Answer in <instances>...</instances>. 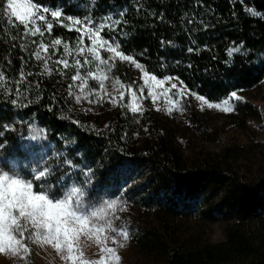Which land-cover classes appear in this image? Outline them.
Masks as SVG:
<instances>
[{"label": "trees", "instance_id": "obj_1", "mask_svg": "<svg viewBox=\"0 0 264 264\" xmlns=\"http://www.w3.org/2000/svg\"><path fill=\"white\" fill-rule=\"evenodd\" d=\"M36 2L68 4L71 5L65 9L68 14L75 17L89 14L98 21L106 15L119 19V13L127 9L123 17L127 23L121 25L125 54L134 56L145 70L159 78L179 77L188 89L210 102L221 101L234 91L248 90L264 80V19L248 14L238 4L234 7L230 0ZM6 3L7 0H0V18ZM248 3L264 14V0ZM19 32H23V26ZM14 34L15 28L0 32V68H5L9 77L21 69L19 57L29 60L35 51V45L30 44L27 52H22L19 44L23 41H12ZM77 35L75 31L54 26L52 36L46 33L43 39L45 43L52 38L74 42ZM29 40L39 43L41 38L37 35ZM241 42L242 52L247 55L235 53L229 57L228 49ZM189 48L193 51L189 52ZM9 54L11 67L4 63ZM63 55V45L58 46L53 61ZM49 64L53 74L29 77L30 81L39 82V88L26 92L27 98H18L17 105L10 102L16 98L14 93L0 95V126L10 125L14 129L0 137V143L8 141L0 149V156L8 162H19L21 167L27 163L26 156L45 155L52 167L65 157L73 159L81 168L91 169L92 175L87 183L77 170L69 180V187L83 186L85 198L95 203L121 196L128 183L143 179L151 192L140 197L146 204L140 212L148 221L132 229L130 237L133 247L147 262L161 258L166 264H264V236H258L243 221L258 216L255 198L264 180L252 188L234 173L228 161L232 158L229 148L221 153L201 150L185 155L178 141L179 130L157 113L133 114L120 106L86 107L79 111L74 100L66 103L64 99L74 69L65 78L55 71L57 66L52 61ZM24 70L39 73L42 61L33 57ZM53 95L57 98L55 103ZM74 120L79 124L73 123ZM194 122L201 125L198 119ZM133 169L139 172L130 176L128 172ZM62 170L71 171L66 165ZM215 191H220L226 203L239 199L242 202L237 217L227 226L225 239L191 240L180 245L176 238L181 233L175 222L195 212L212 217L208 199Z\"/></svg>", "mask_w": 264, "mask_h": 264}, {"label": "snow or ice", "instance_id": "obj_2", "mask_svg": "<svg viewBox=\"0 0 264 264\" xmlns=\"http://www.w3.org/2000/svg\"><path fill=\"white\" fill-rule=\"evenodd\" d=\"M97 2L98 0H92V3ZM68 6L71 5L57 3L53 6L50 2L41 4L36 0H7L0 18V32L17 29V34L12 35L11 40L23 41L19 44L22 52H27L30 44L35 45V51L31 52L29 60H25L24 56L19 57L21 69L16 75L9 77L6 69L0 68V95L12 96L14 93L16 98L10 100L11 104L17 105L18 98H27L26 92L39 88V82L30 81L29 77L53 74L50 61L57 66L55 71L61 77L66 78L67 73L74 69V74L70 76L71 83L68 85L67 96L64 97L66 103L72 99L76 104L84 100L89 104H96L106 98L114 107H126L133 114H143L144 109L140 103L143 99L151 98L153 103H156L158 95L153 89V84L156 89H160L166 82L179 81V77L165 76L160 79L145 70L134 56L125 54L122 48L124 29L121 25L127 23L123 19L127 9L119 13V19L106 15L98 21L89 14L82 17L70 15L65 11ZM76 7L79 8L80 5L77 4ZM246 11L252 16L264 19V14L252 8ZM188 22L193 23L192 20ZM20 26H23L22 33L19 32ZM54 26L67 28L69 32L75 31L78 34L75 41L64 42L61 38H52L50 43H45L43 39L45 34L51 37ZM37 35L41 38L39 43L36 40H29L30 37ZM85 39L90 44L86 45ZM61 45L64 55L53 61L58 46ZM15 47L13 44L12 48ZM243 49L244 44L241 42L238 46L230 47L227 55L229 57L235 53L247 55V52H242ZM188 51L192 52L193 49L189 48ZM102 53H106L107 56H103ZM33 57L36 61H42V71L39 73L24 70ZM117 61L128 62L142 72L141 79L144 80V85L139 87V95L133 90L135 81L125 85L119 77L114 80V88L119 92V96L107 90L105 82L112 79ZM4 63L8 67L12 66L10 54ZM90 81L98 84V88L90 86ZM116 85H119V88H116ZM145 87L148 89L147 96H144ZM126 92L132 99L124 104ZM163 93L170 97L168 99L170 106L165 109L169 115L173 111L183 112L181 101L187 100L189 96H195L208 108L221 107L219 104L209 103L204 96L193 93L183 81H179V86L177 83H171V87L164 88ZM231 97L234 101L241 99L235 92ZM56 99L53 95L54 103ZM51 110L49 108V111ZM156 110L161 109L157 107ZM221 110L231 112L234 109L229 106V101L225 100ZM72 122L79 124L75 120ZM10 131H14L10 125L0 126V137ZM7 144L8 141L4 140L0 143V149H4ZM57 158L59 159V156ZM25 159L27 163L21 167L19 162H8L0 156V253H8L12 257L26 261L31 254L28 242H34L50 246L62 260L70 264H120L121 256L117 249L125 247L131 237L126 226L116 227L113 224L115 219H119L116 215L117 200L95 204L84 198L83 186L69 188V180L77 170L85 177V181L90 183L91 169L81 168L73 159L67 157L56 167L47 163L45 155H40L39 158L26 156ZM64 165L71 171L62 170ZM119 211L124 209L120 208ZM83 237L95 241L99 248L98 259L85 257L78 243Z\"/></svg>", "mask_w": 264, "mask_h": 264}, {"label": "rangeland", "instance_id": "obj_3", "mask_svg": "<svg viewBox=\"0 0 264 264\" xmlns=\"http://www.w3.org/2000/svg\"><path fill=\"white\" fill-rule=\"evenodd\" d=\"M230 1L234 7L238 4L245 11L252 8L248 3L249 0ZM85 44L88 45L90 42L85 39ZM102 55L107 56L106 53H102ZM142 75L139 69L128 62L117 61L112 79L105 82L106 88L118 97L119 92L114 88V80L119 77L125 85L132 84L135 81L136 84L133 85V90L139 95L138 89L144 85V80L141 79ZM171 83H177L179 86L177 80L166 82L160 89H156L153 84L158 99L155 104L151 98L141 100L143 113H157L176 127L179 130L178 141L185 155H192L201 150L221 153L224 149L229 148V154L232 155V158L228 160L231 164L230 168L252 188H256L257 184L264 180V80L248 90L234 91L241 98L239 101L232 99V92L221 101H208L209 103L219 104L220 108H208L207 105L198 101L195 96H189L187 100L181 101V106L184 108L183 112L173 111L169 115L165 109L170 106L168 103L170 97L164 95L163 89L170 88ZM90 86L98 88V84L94 81H90ZM115 87L119 88V85ZM147 93L148 89L145 87L144 96H147ZM91 99H95V97H91ZM131 99L130 94L126 92L124 104H127ZM225 100L229 101V106L233 107V111L224 112L221 110L224 107ZM77 107L79 111H84L86 107L91 109L114 108L106 98L101 103L96 104H89L84 100L77 104ZM157 107L161 110L157 111ZM194 119L201 121V125H196ZM137 172L139 171L133 169L128 174L132 176V174L136 175ZM145 183L143 179L130 182L124 187V194L121 196L101 201L117 200L116 215L119 219L113 221L114 226H126L130 233L132 229L147 223L148 220L141 216V210L145 208L146 204H143L140 200V197L145 195L146 192H151L146 188ZM71 187L74 186L69 188ZM87 200L95 203L90 199ZM208 201L212 205L210 211L212 217L208 218L195 212L193 215L181 216L175 222L181 233L179 238H176L180 245L191 240L195 242H219L225 239L227 226L237 217L242 202L239 199L235 202L226 203L220 191L213 192ZM120 208H123L124 211H119ZM255 209L258 216L248 217L243 221L258 236H264V185L256 193ZM78 243L87 259L95 260L99 258V248L93 239L83 237ZM28 246L31 249V254L26 261L12 257L8 253H0V264H70V262L62 260L50 246L34 242H28ZM117 250L121 256L120 264H166L164 259L161 258L158 261L147 262V259L141 257L133 247L132 238L126 242L125 247Z\"/></svg>", "mask_w": 264, "mask_h": 264}]
</instances>
